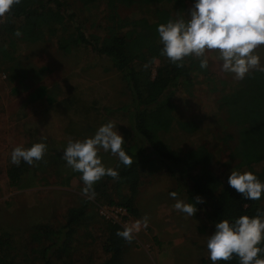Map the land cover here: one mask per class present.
<instances>
[{
	"label": "rangeland",
	"instance_id": "obj_1",
	"mask_svg": "<svg viewBox=\"0 0 264 264\" xmlns=\"http://www.w3.org/2000/svg\"><path fill=\"white\" fill-rule=\"evenodd\" d=\"M86 2L60 0L58 5L47 1L60 8L59 19L73 14L74 19L82 22L90 40L96 37L100 41L129 29L127 23L133 20L154 17L146 5L127 1L116 7V22L111 20V8L106 4ZM191 5L189 0L183 16ZM41 36L33 33L19 39L16 57L7 68L0 69V235H26V228L40 222L62 225L66 210L83 204L92 213L88 224L77 229L74 255L78 259L92 258L91 264H102L108 253L103 249L105 236L98 229L100 213L115 205H108L97 195H83L80 174L66 166L61 154L70 138L90 136L108 120L117 124L125 145L139 142L126 111L131 95L107 57L85 49L66 53L58 48L57 38ZM257 51L264 63V48ZM190 58L199 64L196 58ZM157 65L155 60L152 73ZM235 81L210 57L208 68L199 67L194 73L189 89L175 91L174 122L163 134L165 140L183 151L200 144L207 146L212 153L208 168L221 178L232 169L264 173L262 159L241 165L233 156L238 124L226 109L218 106V99L222 87L232 86ZM186 120L197 123L198 129L189 133L180 130L178 125ZM42 135L47 137L42 161L33 165L22 161L19 177L12 184L8 175L13 166L12 148L17 144L30 146L39 142ZM100 155L105 166H116L115 156L103 151ZM182 187L165 168L147 174L134 196L137 213H127L125 217L116 213L122 228L141 222L140 230L134 231V239L125 241L119 264H207L205 240L213 229L203 211L186 217L173 208L175 201L169 192L176 191L177 198L186 200ZM145 217L147 227L143 226Z\"/></svg>",
	"mask_w": 264,
	"mask_h": 264
},
{
	"label": "trees",
	"instance_id": "obj_2",
	"mask_svg": "<svg viewBox=\"0 0 264 264\" xmlns=\"http://www.w3.org/2000/svg\"><path fill=\"white\" fill-rule=\"evenodd\" d=\"M47 1L21 0L13 6L5 22L0 23V69L7 68L16 57L19 39L38 33L40 37L42 34L57 38V46L63 52L85 49L105 56L121 74L131 95L126 111L139 142L123 145L132 157V164L121 165L118 178L105 176L96 182L95 195L108 205L125 207L129 215H135L134 196L139 186L147 174L165 168L184 186L186 201L191 202L196 196L204 199V203L196 204L197 212H204L213 231L214 222L219 219L256 215L258 208L264 209V194L259 200H246L228 186V176L221 178L208 168L212 153L207 146L200 144L183 151L163 138L174 122L173 95L177 89H189L193 85L199 64L186 57L183 66L177 67L161 56L156 26L169 18L183 16L189 0H84L86 5L106 4L111 8L112 21H119L115 9L127 1H138L153 13L151 20L147 17L133 20L127 23L129 29L100 41L96 37L90 40L82 22L74 19L73 14L66 15L65 20L59 19L60 0H52L58 4L54 7ZM16 29L21 31L20 36L14 35ZM155 60L158 65L152 73ZM221 84L226 85L224 81ZM222 89L218 106L226 109L238 124L233 156L241 165L264 161V73L253 70L243 80ZM178 127L186 133L198 129L197 123L189 120L182 121ZM20 169V165L10 167L8 175L12 184ZM252 172L264 181L261 170ZM91 213L83 204L72 206L66 210L62 225L40 222L26 228V235H0V264H91L92 258L78 259L74 255L77 229L88 224ZM100 216L98 229L105 236L103 249L108 253L102 264H119L125 240L116 232L122 227ZM205 262L211 264L208 254ZM219 264L239 262L234 256Z\"/></svg>",
	"mask_w": 264,
	"mask_h": 264
},
{
	"label": "clouds",
	"instance_id": "obj_3",
	"mask_svg": "<svg viewBox=\"0 0 264 264\" xmlns=\"http://www.w3.org/2000/svg\"><path fill=\"white\" fill-rule=\"evenodd\" d=\"M21 0H0V23L5 22L14 5ZM160 55L177 67H182L186 57H194L201 69H207L209 59L219 63L223 73L243 80L253 70L264 73V63L257 51L264 48V0H192L186 16L169 18L156 26ZM14 35L20 36L16 29ZM46 136L30 146L17 144L10 152V162L33 165L42 161L47 151ZM122 134L117 124L108 120L100 124L90 136L69 139L63 147L62 159L73 172L79 173L81 193L94 197V185L105 176L118 178L121 165L128 167L132 157L127 154ZM117 158L115 167L102 162L100 152ZM228 186L246 200H259L264 194V181L254 172L232 169L227 177ZM173 208L186 217L197 212V203L204 199L196 196L191 202L179 199L176 191H170ZM256 215L241 214L231 220L222 218L214 222V231L208 234L205 247L211 264L229 261L235 256L239 264H264V209ZM147 218L143 226L147 227ZM141 222L125 225L116 235L127 242L134 239Z\"/></svg>",
	"mask_w": 264,
	"mask_h": 264
},
{
	"label": "built area",
	"instance_id": "obj_4",
	"mask_svg": "<svg viewBox=\"0 0 264 264\" xmlns=\"http://www.w3.org/2000/svg\"><path fill=\"white\" fill-rule=\"evenodd\" d=\"M116 213L121 214V217L127 216V210L125 207L122 206H111L105 207L101 210V213L107 219H111L114 222H117Z\"/></svg>",
	"mask_w": 264,
	"mask_h": 264
}]
</instances>
